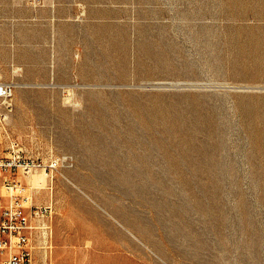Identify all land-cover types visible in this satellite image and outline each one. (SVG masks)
<instances>
[{
  "label": "rangeland",
  "instance_id": "374dc122",
  "mask_svg": "<svg viewBox=\"0 0 264 264\" xmlns=\"http://www.w3.org/2000/svg\"><path fill=\"white\" fill-rule=\"evenodd\" d=\"M0 82L54 264H264V0H0Z\"/></svg>",
  "mask_w": 264,
  "mask_h": 264
},
{
  "label": "built area",
  "instance_id": "2783aa9c",
  "mask_svg": "<svg viewBox=\"0 0 264 264\" xmlns=\"http://www.w3.org/2000/svg\"><path fill=\"white\" fill-rule=\"evenodd\" d=\"M16 86L0 82V129L12 109ZM52 166L25 157L14 147L0 155V264H54L51 257L53 221L50 208L36 206L21 176L50 172Z\"/></svg>",
  "mask_w": 264,
  "mask_h": 264
},
{
  "label": "bare ground",
  "instance_id": "6f19581e",
  "mask_svg": "<svg viewBox=\"0 0 264 264\" xmlns=\"http://www.w3.org/2000/svg\"><path fill=\"white\" fill-rule=\"evenodd\" d=\"M137 160V159H136Z\"/></svg>",
  "mask_w": 264,
  "mask_h": 264
}]
</instances>
